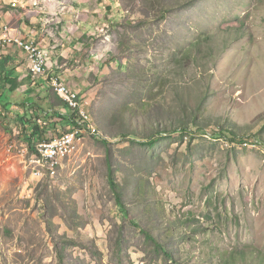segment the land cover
I'll list each match as a JSON object with an SVG mask.
<instances>
[{"label": "rangeland", "instance_id": "rangeland-1", "mask_svg": "<svg viewBox=\"0 0 264 264\" xmlns=\"http://www.w3.org/2000/svg\"><path fill=\"white\" fill-rule=\"evenodd\" d=\"M122 3L110 13L95 0L90 10L102 22L90 43L83 28L53 31L64 48L52 73L73 87L91 72V88L77 91L107 145L86 137L55 176L36 178L12 155L18 131L0 119V264H264V154L241 146L264 142V0ZM9 9L0 0V11ZM25 12L22 21L39 17ZM0 52H21L22 78L29 74L21 49ZM30 96L45 107L61 99L43 87ZM183 127L187 139L171 134ZM165 129L171 136L153 146L129 140Z\"/></svg>", "mask_w": 264, "mask_h": 264}, {"label": "trees", "instance_id": "trees-1", "mask_svg": "<svg viewBox=\"0 0 264 264\" xmlns=\"http://www.w3.org/2000/svg\"><path fill=\"white\" fill-rule=\"evenodd\" d=\"M164 13L166 14V12ZM23 64L24 61L10 54H0V119H2V126L6 132L12 134L15 128L18 131L19 140L27 144L29 151H34L39 141L48 139L46 137L49 135L50 131L55 133L72 132L74 128L77 127L76 119H79L81 115L79 109H69L62 99H60L59 103L49 99L47 103L48 107H45L40 104L38 100H35L34 97L30 96L40 85H44L43 89H50L48 85L50 77L45 75L33 79L32 75L28 74L26 79L31 86L24 92L21 101H13L10 93L13 94L18 91L25 83V78H20L23 72L21 67ZM7 94H10V100ZM15 105L18 110H13V106ZM176 133H178V136L182 139H186V137L190 135L189 129L186 127L176 130L171 134ZM163 134H168V136H163ZM170 136L169 131L165 129L163 132L158 131L152 135L149 140L146 139V142L137 143L134 139L129 140L140 146L148 147L155 145L160 139H165ZM96 140H100L98 142L104 145L108 144V141L103 139ZM108 165L109 185L115 195L117 203L124 209V205L122 204V193L119 190L116 174L111 163ZM141 232L149 242L156 245L155 248L161 251L164 258L170 261L175 260L172 251L160 247L156 240L147 232L143 230H141Z\"/></svg>", "mask_w": 264, "mask_h": 264}, {"label": "crops", "instance_id": "crops-1", "mask_svg": "<svg viewBox=\"0 0 264 264\" xmlns=\"http://www.w3.org/2000/svg\"><path fill=\"white\" fill-rule=\"evenodd\" d=\"M89 1L90 3L85 2V0H17L16 5H13L12 0H5V7H10L9 10L11 11H5L6 13L0 11L1 16L4 15L3 21H0V31L7 28L10 29L12 33L22 34L26 38L35 39L50 51L49 68L52 71L57 72L53 63L54 61L59 63V60L62 59L61 56L63 55V51H60L63 50L61 48L64 47L60 46L59 40L62 42V38L64 37L58 36L57 38L53 33L54 29H59L61 27L63 31H67L68 27V33L71 34L73 31L78 32L79 29L83 28L82 35L84 36V40H89V43L94 41V38L90 39L91 37L99 35V33H97V20L102 19V16L99 18L97 10H90L92 6L95 5V0ZM96 2L97 9H104V11L108 10L110 13H112L114 9L122 10L124 8L122 0H96ZM23 10L26 12H37L39 17H26L25 21H22L20 19L23 15L19 16V13ZM75 10L80 12L79 15L82 16L79 22H74L73 19H70ZM100 22H102V20H100ZM80 38L76 41H79ZM70 42L75 43L74 38L66 43ZM0 54L2 53L0 52ZM3 54H5V52H3ZM7 54L12 55L19 60H22L21 58H23L21 52H11ZM89 61L90 59L87 60L88 66H90ZM22 66L25 67L24 64ZM90 73L91 72L87 71L86 73L83 72L82 76L77 75L78 77H83V79L81 78L82 80H79V78H72L71 81L73 80V82H71V84L73 85V88L80 91H85L86 88L89 90V88H91V82L88 83L84 79L88 77ZM20 78L23 79L22 75ZM69 79L64 80L68 82Z\"/></svg>", "mask_w": 264, "mask_h": 264}, {"label": "built area", "instance_id": "built-area-1", "mask_svg": "<svg viewBox=\"0 0 264 264\" xmlns=\"http://www.w3.org/2000/svg\"><path fill=\"white\" fill-rule=\"evenodd\" d=\"M17 0H12L16 5ZM0 47L5 49L15 47L21 49L26 56L28 67L34 78L40 76L50 77L49 87L60 96L68 108L79 109L80 118L76 119L77 127L70 133H62L49 140L41 141L35 150L30 152L25 143L20 142L17 152L12 155L21 158L25 169H31L34 177L41 178L48 173L55 176L63 162L77 152L86 137H96L99 131L89 115L85 100L80 92L72 89L59 75L52 74L48 67L49 52L40 43L22 34H15L10 29L0 31ZM14 146L10 145L7 151L12 152Z\"/></svg>", "mask_w": 264, "mask_h": 264}, {"label": "clouds", "instance_id": "clouds-1", "mask_svg": "<svg viewBox=\"0 0 264 264\" xmlns=\"http://www.w3.org/2000/svg\"><path fill=\"white\" fill-rule=\"evenodd\" d=\"M35 40V39H34ZM39 43V42H38ZM1 48V47H0ZM45 48V47H44ZM1 49H3V48H1ZM6 49V48H5ZM27 60V59H26ZM27 68H28V72H29V74L30 75H32V77H33V74L31 73V71H30V69H29V67H28V62H27ZM50 72H52V70L50 69ZM53 74V73H52ZM56 75H58V74H56ZM60 76V75H59ZM33 79H36V78H34L33 77ZM65 81V80H64ZM67 82V81H66ZM68 83V82H67ZM69 84V83H68ZM70 85V84H69ZM40 88L41 87H43L44 88V85H40L39 86ZM72 89H74L72 86H70ZM50 89H51V87H50ZM74 90H76V89H74ZM77 91V90H76ZM81 94V93H80ZM57 95V94H56ZM81 96H82V94H81ZM60 97V96H59ZM61 98V97H60ZM82 98H83V96H82ZM62 99V98H61ZM84 100H85V98H83ZM63 100V99H62ZM64 101V100H63ZM65 102V101H64ZM62 110V109H61ZM64 112V111H63ZM89 113V112H88ZM90 115V114H89ZM91 116V115H90ZM91 118H92V116H91ZM93 120V119H92ZM94 125H95V123H94ZM96 126V125H95ZM97 128V127H96ZM98 129V128H97ZM71 130H73V129H71ZM99 131V135L98 136H96V137H89V138H94V139H101V138H99L100 137V135H101V133H100V130H98ZM64 133H67V132H64ZM59 134H62V133H56V134H54V135H52L51 137H46V138H48V139H45V140H49V139H51L52 137H54V136H56V135H59ZM176 134H178V133H176ZM179 135V134H178ZM163 136H168V134H163ZM218 136V132L216 133V134H214V133H212V134H208V132H204L203 133V135H202V138H205V139H207V140H210V141H214V142H217V141H219V142H223V140L222 139H220V137L218 138L217 137ZM188 137H186V139H187ZM107 141H109L108 139H106ZM105 140V141H106ZM44 141V140H43ZM243 141H245L244 143H242L241 144V146L242 147H244V148H248V149H250V150H252V151H257V152H260V153H263L264 154V142H262L261 140H259V139H253V140H243ZM22 142V141H21ZM41 141H39L37 144H39ZM22 143H24V142H22ZM26 144V143H25ZM37 144H36V146H37ZM27 145V144H26ZM226 146L227 147H231V145L228 143V142H226ZM240 146V147H241ZM241 147V148H242ZM36 148V147H35ZM30 152H33V151H30ZM74 155V154H73ZM72 155V156H73ZM71 156V157H72ZM14 157H16V156H14ZM20 161H21V158H19V157H17ZM70 158V157H69ZM69 158H67V159H69Z\"/></svg>", "mask_w": 264, "mask_h": 264}]
</instances>
